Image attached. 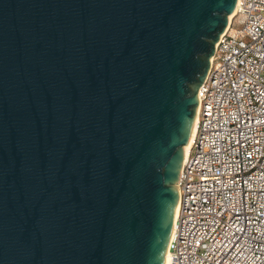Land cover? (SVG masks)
I'll list each match as a JSON object with an SVG mask.
<instances>
[{
	"label": "water",
	"instance_id": "obj_1",
	"mask_svg": "<svg viewBox=\"0 0 264 264\" xmlns=\"http://www.w3.org/2000/svg\"><path fill=\"white\" fill-rule=\"evenodd\" d=\"M237 0H0V264H163Z\"/></svg>",
	"mask_w": 264,
	"mask_h": 264
},
{
	"label": "built area",
	"instance_id": "obj_2",
	"mask_svg": "<svg viewBox=\"0 0 264 264\" xmlns=\"http://www.w3.org/2000/svg\"><path fill=\"white\" fill-rule=\"evenodd\" d=\"M197 114L178 178L171 264H264V0H237Z\"/></svg>",
	"mask_w": 264,
	"mask_h": 264
},
{
	"label": "bare ground",
	"instance_id": "obj_3",
	"mask_svg": "<svg viewBox=\"0 0 264 264\" xmlns=\"http://www.w3.org/2000/svg\"><path fill=\"white\" fill-rule=\"evenodd\" d=\"M235 16H236V10L233 14L230 15L229 17V23H228V28L232 25V23L234 22V19H235ZM197 123H198V114L196 113V116H195V120H194V123H193V127H192V130H191V134H190V137L187 141V143L185 144V155H188L190 149L192 148L193 146V143L195 141V135H196V131H197ZM176 187H178V180L176 182ZM177 212H178V209H177ZM177 212H176V216H175V219L173 221V224H172V229L174 227V223L176 221V218H177ZM172 232V231H171ZM170 241V240H169ZM171 254H170V248H169V245H168V248H167V252H166V255L164 257V261H163V264H171Z\"/></svg>",
	"mask_w": 264,
	"mask_h": 264
},
{
	"label": "rangeland",
	"instance_id": "obj_4",
	"mask_svg": "<svg viewBox=\"0 0 264 264\" xmlns=\"http://www.w3.org/2000/svg\"><path fill=\"white\" fill-rule=\"evenodd\" d=\"M241 25H242V23H238V22L236 23V26H237V27H239V26H241Z\"/></svg>",
	"mask_w": 264,
	"mask_h": 264
}]
</instances>
